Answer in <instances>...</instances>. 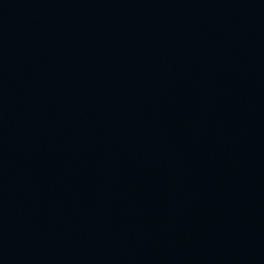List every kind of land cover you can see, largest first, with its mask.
<instances>
[{
  "label": "water",
  "instance_id": "water-1",
  "mask_svg": "<svg viewBox=\"0 0 264 264\" xmlns=\"http://www.w3.org/2000/svg\"><path fill=\"white\" fill-rule=\"evenodd\" d=\"M0 264H264V0H0Z\"/></svg>",
  "mask_w": 264,
  "mask_h": 264
}]
</instances>
